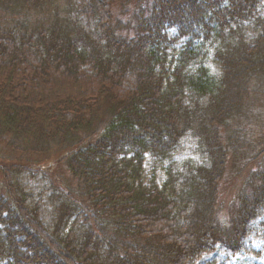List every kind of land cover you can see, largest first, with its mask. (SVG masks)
Masks as SVG:
<instances>
[{
    "label": "trees",
    "instance_id": "trees-1",
    "mask_svg": "<svg viewBox=\"0 0 264 264\" xmlns=\"http://www.w3.org/2000/svg\"><path fill=\"white\" fill-rule=\"evenodd\" d=\"M254 95L264 97V0H0V264H184L264 239V169L251 172L264 150L241 149ZM186 137L198 159L176 169ZM228 151L241 176L251 166L232 203L219 202ZM45 161L58 259L38 242L31 195L14 192Z\"/></svg>",
    "mask_w": 264,
    "mask_h": 264
},
{
    "label": "rangeland",
    "instance_id": "rangeland-1",
    "mask_svg": "<svg viewBox=\"0 0 264 264\" xmlns=\"http://www.w3.org/2000/svg\"><path fill=\"white\" fill-rule=\"evenodd\" d=\"M148 13H149V10H148ZM194 30H195V28L193 27V31ZM251 35H253V34H248L247 37H250ZM171 38H173V37H171ZM180 46H181V43H180ZM211 61L212 60H210V66L208 65L211 69V73L212 74H218L219 68L216 66V64H213ZM211 65H212V67H211ZM187 93H188V95L191 94V92H187ZM188 98L189 97L184 99V103L188 104V102H191V100ZM248 103H251L250 112L257 114L258 116L254 118L256 120L254 125L247 126L250 131L248 132V130H246V132H242L241 135H243V136H241V149H242L244 154L245 153L246 154H252V156H254V155H258L261 152V150H264V97H261L260 95H254L251 98L250 97L247 98V101L244 102L245 105H248ZM238 122L240 124L239 126H242V127L246 124L245 122L244 123L241 121H238ZM6 146L4 148H6ZM193 147H196V138L195 137H186L185 139H183L181 149H180L181 151L177 152L175 154V158H174V161H176L175 164L177 165L176 169L179 168L180 162L187 160L188 158H192L194 161H196L198 159V153H196L193 150ZM4 150H6V149H3V151H2V148H0V161L1 162L4 161L3 157H2L3 156L2 153L4 152ZM15 155L17 156L18 154L16 153ZM228 156L230 159L228 161L227 173L225 174L223 181H221V182H223V187H221V189H220L221 194L219 197V202L228 201V202L232 203L233 201H236V199H237L236 196L239 193V189L242 190L244 188L243 187L244 178L246 179L247 177H249L251 172L256 171L259 173L261 170L264 169V155L256 161L255 165H252V167L254 166L252 168V170H251V166L249 167V169L247 167L246 174H242V176H241V174H239L238 169H234V165L232 164L233 158H234L233 152L228 151ZM239 157L240 156H238L236 159H238ZM154 161H155L154 159H151L148 163H146L144 165V168L146 169V175H147L146 184L149 183V181L151 179L153 165H155ZM51 163L52 162L48 163L47 161H45V162H42L41 164H39V165H42L41 166L42 171H39V174L36 170L37 164L36 165L35 164L29 165V168L23 170L20 173V175L18 176L17 183L14 184L15 186H17V187H15L14 192H16V189H18V191H19V189H22V191L24 193L31 195V198H29V201H28L30 204H27V205H28V207H32L31 209L33 210V213H34L35 208L38 209L39 217L37 218V220L43 229L42 230L43 231L42 240H40V237L37 236L38 242L40 244H42V243L45 244L47 241H49V244L52 246V247L50 246L51 250L53 249L56 251V253H57L56 257L58 259L59 254H58L56 247L53 244L56 242L55 237H54L55 236L54 225L56 224V221H55V217H56L55 208L56 207L53 204V195H54V193H56V194H58V193L53 191V186H52L51 177H50L51 170L49 169V168H52ZM250 170H251V172L249 173ZM63 172L65 173V169ZM1 180L2 179H0V181ZM156 181L158 182V185L159 184L161 185L163 183V174L160 173L157 176ZM0 183H3V182H0ZM249 184H250L249 189L250 188L254 189V186L252 185V183L250 182ZM0 191H3L2 188H0ZM59 197H60V195H59ZM5 200L7 201V203L9 202L8 198H5ZM11 207H12V205H11ZM220 211L221 210H219L218 215L216 216V220L218 221V224L221 227H225L226 225L228 226V223L230 224V222H231V217L228 218L227 216L220 215L221 214ZM79 214H80V212H79ZM87 214H89V212H87ZM87 214H83L84 215L83 218L80 215L77 216L79 218L78 220L82 221V222H84V219L88 220ZM17 216H19V215H17ZM234 221H235V219L232 220V222H234ZM20 222L23 223V220L20 219ZM86 223H87L86 227H81L79 224L78 225L74 224L73 229L77 228V233H79L80 230H82V232L83 231L88 232V230L91 229V226H90L88 221ZM29 227L33 228L34 225L29 223ZM175 234L178 235V232H175ZM15 240L18 244H23V242H24V240L22 239V242L19 243L18 237H16ZM251 246H252V249L253 248L254 249L263 248L264 247V241H261V240L253 241V243H251ZM20 249L23 252L26 251L25 247H21ZM60 252L61 251H59V253ZM31 255H32V252H30V251L24 253V256L31 257ZM149 256H151V255H149ZM68 257L69 258H65V256L62 258L59 257V259H58L59 262H57L55 264H75V260L71 256H68ZM215 257H219V259H220V261L217 262V264H219V263L223 264L221 261H226L227 252L224 250V248L218 247L217 251L214 254H205L203 257L201 255L200 257H198L194 261H189V262H186L184 264H210V262L213 261V259ZM114 264H123V263L122 262L117 263V260H115ZM213 264H215V263H213ZM228 264H264V259L259 258L253 254H247L244 256H238V257L234 258Z\"/></svg>",
    "mask_w": 264,
    "mask_h": 264
}]
</instances>
